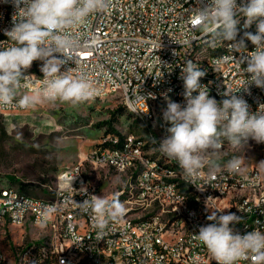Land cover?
<instances>
[{
	"label": "built area",
	"instance_id": "built-area-1",
	"mask_svg": "<svg viewBox=\"0 0 264 264\" xmlns=\"http://www.w3.org/2000/svg\"><path fill=\"white\" fill-rule=\"evenodd\" d=\"M143 2H150V9H143ZM207 2L208 0H134L131 6L120 7V0H112L111 7L107 11L92 15L86 26L73 30L78 46L68 53L72 61L64 66L66 69L73 67L75 74H85L96 89L95 95H100L106 88H116L125 92V100L122 101L138 107L142 119L148 123L149 136L162 140V132H167L166 128L170 126L163 121L162 93H172L178 88H184L181 67L186 60L191 59L206 73L213 74L212 84L215 90L219 89L216 88L218 79H214V71L220 65H227V92L241 89L247 79L244 68L235 65V56L232 55L234 47L230 45L232 42L229 43V56L212 59V64H205V57L208 56L199 55L200 46L213 47L217 44L212 36L198 38V31L202 25L197 19L196 12ZM240 2L241 0H237L238 4ZM7 3H11V0L7 2L0 0V28L12 27V18L7 16ZM245 31L255 33L256 27L253 24L249 29H244L241 19L237 40L243 38ZM0 42L10 43L7 40ZM245 44L247 50L239 49H242V55L247 56V52L255 50V46L247 40ZM40 68V61H34L31 68L25 72L26 75H32L31 83L27 88H22L20 95L34 92L35 84L42 83L43 74ZM148 81H156V90H148ZM236 95L258 98L259 107L264 105V89L255 85L249 86L248 91H241ZM226 98L224 95L222 100ZM185 103L183 98L180 104L184 106ZM259 107H249V110L252 112ZM24 110L26 109L0 108V113L11 114ZM148 112H155V121H148ZM139 143L140 137L130 134L125 152L101 154L96 157H109L110 162L121 163L131 159V153L142 156V152L132 151V144ZM108 144H120V138H109L105 135L96 146L103 147ZM223 145H226V142ZM154 151H159V146H154ZM169 161L176 162L172 159ZM177 166L178 173H170L163 170L162 165L147 162L141 187L132 196L138 197L137 208L126 211L119 221H110L103 236L97 235L93 214L83 213L77 206L76 202L88 198L84 191L75 190L79 172L77 163L67 166L58 173L59 190H54L52 197L39 196L37 202L18 198L19 189L16 187L0 186V225L6 226V234H0V264H9L5 259L1 241V235H7L9 232L6 224L7 214H14V218L18 221L19 217L38 216L37 226H30L29 223L21 224V229L36 227L40 234L32 236L27 241L23 238L22 241L14 243V250L18 255L17 264H40L42 257H50L51 264H61L62 258H58V250H74V245H81V252H78L81 258L86 254H93L94 258L104 264H114L113 248L124 250V258L127 259L128 264H164L161 255L154 253V246H164L170 254H174V261L184 264H215V260L206 248L194 237L202 226L197 218L192 216L196 223V232L186 233L183 236H174L173 232H166V225L152 228V221H158L160 215L175 217V226L182 224L184 215H192L190 207H187L183 201L181 206L173 207V213H166V207L164 212L140 210V203L156 202L155 194H166L167 198L178 197L175 191L169 188V178H176L186 186L182 169L178 163ZM255 178V165H246V172L243 173L223 172V175L210 174L209 171H204L203 166L194 182L224 192L226 186L233 185L234 180L245 181ZM126 183L127 179L123 184ZM86 192L87 195L100 194L98 185L92 182L91 189ZM192 194L201 202L199 196ZM249 197L233 198L232 205H224L225 214L232 212L242 218L240 223L230 225L234 231L241 234L257 228L264 231V196L258 197L256 207L250 209H263V218H257L256 221H249L250 210H243L244 199ZM66 201L74 202V210H60V203ZM208 210L210 212V209ZM41 222H48L47 230H40ZM114 230H123V237H114ZM59 233L71 235V243L58 241ZM32 241H45V250L36 253V263H29ZM99 245L112 247V255L99 254ZM63 264L70 263L63 262ZM238 264H255V262L249 258L239 261Z\"/></svg>",
	"mask_w": 264,
	"mask_h": 264
},
{
	"label": "clouds",
	"instance_id": "clouds-1",
	"mask_svg": "<svg viewBox=\"0 0 264 264\" xmlns=\"http://www.w3.org/2000/svg\"><path fill=\"white\" fill-rule=\"evenodd\" d=\"M7 2V0H5ZM15 9L12 27L5 32L7 41L0 42V108L29 109L48 102L77 105L93 98L96 89L85 74H75L73 67L61 71L72 61L68 53L78 46L73 30L86 26L94 14L107 11L112 0H11ZM199 23L210 33L215 43L232 42L234 48L246 49L245 40L255 50L247 52V79L241 89L225 92L218 102L210 97L207 86L200 83L206 75L191 59L181 67L185 105L169 100L163 110V121L170 125L168 135L159 141V151L175 160L186 181L194 182L207 161L210 174L221 171L218 163L224 140L234 148H244L249 140L264 143V105L250 112L247 101L236 93L255 85L264 89V0H208L197 9ZM241 19L243 28L255 24L256 32L245 31L237 40ZM247 50V49H246ZM34 61H41V87L20 95L31 76L25 72ZM197 93L196 95H193ZM19 95V99L17 96ZM223 138V139H222ZM264 172V160L257 163ZM223 168L233 174L244 172L241 157L228 160ZM85 195L76 202L83 213L94 216L97 235L103 236L110 221H119L126 212L118 196L107 199L100 195ZM55 211V209H50ZM220 211L208 215L207 225L200 226L195 239L215 260V264H238L251 258L264 264V231L259 228L244 234L234 231L241 222L235 213ZM63 264V262H61Z\"/></svg>",
	"mask_w": 264,
	"mask_h": 264
},
{
	"label": "bare ground",
	"instance_id": "bare-ground-1",
	"mask_svg": "<svg viewBox=\"0 0 264 264\" xmlns=\"http://www.w3.org/2000/svg\"><path fill=\"white\" fill-rule=\"evenodd\" d=\"M134 0H120V7L131 6ZM143 9H150V2H143ZM15 9L12 3H7V16L12 18ZM240 27V26H239ZM11 28H0V40H8L5 35L7 30ZM211 36L206 28L198 31V38H205ZM10 42L11 41H7ZM230 42L217 43L212 46H200L199 55L208 56L205 57V64H212V59H222L223 57L229 56L230 53ZM254 51V50H253ZM232 55L235 56V65L240 68L246 67L245 57L242 55V49L232 48ZM42 62L40 61V66ZM65 66H62L61 71H65ZM227 65H220L214 71V79L216 81V88L213 83V74L206 73L204 77L201 78L200 83L207 86L209 90L210 97L215 98L217 101H222L224 93L227 87ZM42 83L35 84V90L41 87ZM148 90H156V81H148ZM22 93V88L19 90ZM184 88H178L172 93H162V108L163 110L167 107V102L169 100L179 103L184 98ZM111 94H117L125 100V92L120 91L116 88H106L102 90L100 95H95V98H104ZM249 107H259V99L253 97H243ZM127 108L138 117L143 123L148 126L145 119H142V114H140V109L138 107L130 106V102H125ZM257 110H252L256 112ZM148 121H155V112H148ZM149 127V126H148ZM168 135L167 132H162V139ZM109 138H120V144H108L106 146H94L84 161H88L98 167H109L125 176L127 183L120 189L116 190L115 193L105 196L107 199H112L114 196H118L120 201L124 203L126 211L132 208H137L138 197H132L133 193L138 192L141 187V182L143 179L144 171L146 170L147 162L155 163V165H162V169L170 173H178V166L176 162L169 161V158L159 153V151H154V146H159L160 138L155 136L152 137V141L145 142L140 140L139 144H132V151L142 152V156H138V153H131V159L127 161L110 162L109 157H96V155L101 154H114L126 151V144H128V139L130 134L118 135L116 133H108ZM224 148V145H223ZM222 148V149H223ZM84 161L77 162L79 165L78 172V182L75 183V190L84 191L91 189V183L86 181L84 173ZM136 163V168H135ZM76 165V163L74 164ZM221 171L214 173L213 175H223V172H228L221 165ZM244 172H246V165H244ZM204 171H209L207 161L204 165ZM128 176V177H127ZM4 188H11L12 186L0 184ZM169 188L174 190L178 197L167 198L166 194H155L156 202H143L140 203L141 211L156 210V212H164L166 207V213H173V207L181 206L182 201L187 207H190L192 215H184L182 224L175 226V217H170V215H160L158 221H152V228H161V225H166V232H173L174 236H183L186 233L196 232V223L192 219V216L197 218L202 226L211 223L208 221L207 217L211 212L220 211L225 214L224 205H232L233 198L240 197H250L244 199L243 210H250L256 207L258 202V197L264 196V172H260L258 166H256V178L255 180H234L232 186H226L224 192L218 190V188H208L207 185H200L198 182H188L186 181V186L183 183L177 181L176 178H169ZM59 190V186L56 188ZM199 196V200L196 196ZM101 194H99L100 196ZM18 198H27L29 202L39 201V197L27 194L21 190H18ZM210 209V212L209 210ZM60 210H74V202L66 201L65 203H60ZM257 218H263V209L250 210L249 221H256ZM31 222L34 225H38L37 215H27V217H19V221L14 218V214L6 215L7 226L12 227V225H21ZM175 226V227H174ZM5 225H0V231L5 229ZM40 227L48 229V222H41ZM5 231V230H4ZM114 237H123V230H114ZM58 241H64V243H71V235L67 233H59ZM4 256L9 263V256L7 255L5 249ZM39 250H45V241L38 242L32 241L29 253V263H36V253ZM81 245H74V250H58V258H62V262L70 264H104L101 260L94 258L93 254H86L84 258H81ZM154 253L156 255H161L162 262L164 264H184L180 261H174V254H170L169 250H166L164 246H154ZM99 254L102 255H112V247L109 245H99ZM13 264H17L18 258H15ZM113 260L114 264H128L127 259L124 258V250L121 248H113ZM10 264V263H9ZM40 264H51L50 257H42V263Z\"/></svg>",
	"mask_w": 264,
	"mask_h": 264
},
{
	"label": "rangeland",
	"instance_id": "rangeland-1",
	"mask_svg": "<svg viewBox=\"0 0 264 264\" xmlns=\"http://www.w3.org/2000/svg\"><path fill=\"white\" fill-rule=\"evenodd\" d=\"M122 100L121 96L111 94L77 105L43 102L19 113H0V184L49 198L59 186L58 173L84 161L89 151L108 133L134 134L142 141L151 142L149 127L136 118ZM224 142L226 145L218 160L220 165L236 156L248 166H258L257 163L264 160V143L249 140L244 148L238 149L227 140ZM102 168L104 166L84 161L86 181L97 184L101 195L109 196L124 186L125 176ZM30 226L23 229L21 225L7 226L9 232L1 235V241L8 254L14 250V243L40 234L36 227ZM4 230L0 234H6V227ZM40 230L46 229L40 227ZM14 257L18 255L9 258L10 264L14 263Z\"/></svg>",
	"mask_w": 264,
	"mask_h": 264
},
{
	"label": "crops",
	"instance_id": "crops-1",
	"mask_svg": "<svg viewBox=\"0 0 264 264\" xmlns=\"http://www.w3.org/2000/svg\"><path fill=\"white\" fill-rule=\"evenodd\" d=\"M102 169H111V168H109V167H104V168H102ZM112 170V169H111ZM1 231H4V229H2ZM7 253V252H6ZM17 254V251L16 250H13L12 251V253L10 254H8L7 253V255L9 256V258H11L13 255H16Z\"/></svg>",
	"mask_w": 264,
	"mask_h": 264
}]
</instances>
